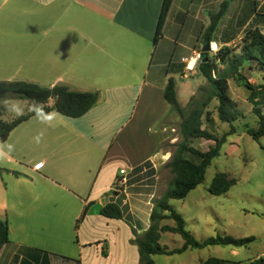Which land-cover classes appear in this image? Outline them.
<instances>
[{
	"label": "crops",
	"instance_id": "crops-1",
	"mask_svg": "<svg viewBox=\"0 0 264 264\" xmlns=\"http://www.w3.org/2000/svg\"><path fill=\"white\" fill-rule=\"evenodd\" d=\"M224 1L210 42L218 51L251 27L264 33V0H174L157 43L164 0H0V82L100 95L81 118L35 116L0 142V168L10 171L0 173V219L10 231L0 264H141L132 240L151 226L172 157L162 146L179 141L165 87L175 79L183 108L195 95L197 68L182 59L205 47ZM110 203L122 220L100 214Z\"/></svg>",
	"mask_w": 264,
	"mask_h": 264
},
{
	"label": "trees",
	"instance_id": "trees-1",
	"mask_svg": "<svg viewBox=\"0 0 264 264\" xmlns=\"http://www.w3.org/2000/svg\"><path fill=\"white\" fill-rule=\"evenodd\" d=\"M174 0H164L160 14L155 43L163 35L167 17ZM229 8V2L221 4L217 14L211 16L212 24L208 29L206 42H211L212 35L216 32L219 22L225 16ZM207 60V61H204ZM224 65L225 68H221ZM256 70L263 75L264 80V33L259 27H251L244 34L241 43L233 49H222L217 56H211V52H202V61L197 67L198 73L207 81L208 85L199 89L200 96H193L186 107H182L176 89L175 79H169L164 92L166 102L172 110L180 117L179 125L181 142L175 144L176 150L171 159L165 165L174 175L166 192L155 201L151 214V226L143 234H134L132 242L139 248L141 264H155L152 257L157 255L171 256L182 254L188 250H202L210 246L221 247H248L256 238H234L229 235H216L204 241H198L194 235L186 229V221L170 204L171 200H184L196 190L206 179V174L213 161L220 156L223 145L230 135L236 134L233 124L244 117L236 103L230 96L231 80L242 83L251 91L249 102L253 104V113L257 117V128L244 125L246 133L256 142L264 137V112L258 107L259 94L257 88L248 83L245 70ZM98 92H74L67 86L57 85L53 88L40 87L25 82H0V111L1 103L5 99L27 100L33 110L18 116L12 121L0 119V142H5L12 131L32 117L57 112L64 117L77 119L86 115L99 100ZM217 101L216 108L219 120L231 126L228 134L218 137L211 131L203 128L205 122L214 124L212 112L209 106L212 101ZM53 101V105L50 102ZM205 139L213 141L207 152H202L193 147L194 140ZM10 171L0 168V173ZM15 176L19 173L13 172ZM237 184V180L230 178L226 173H217L210 184L208 191L214 196H222ZM121 190L115 189L117 195ZM91 204L86 205L82 216L77 221V227L83 222L89 213ZM100 214L107 219L122 220L121 208L110 203L100 209ZM173 220L174 227L161 225L163 221ZM164 233L180 235L184 244L179 249L170 250L161 245V237ZM10 242V231L7 219H0V253L5 245ZM104 255H106L104 253ZM199 264H239L217 258H209ZM250 264H264V259H258Z\"/></svg>",
	"mask_w": 264,
	"mask_h": 264
},
{
	"label": "rangeland",
	"instance_id": "rangeland-1",
	"mask_svg": "<svg viewBox=\"0 0 264 264\" xmlns=\"http://www.w3.org/2000/svg\"><path fill=\"white\" fill-rule=\"evenodd\" d=\"M262 16L259 15L258 18H264ZM238 45L235 42L232 47L225 49H233ZM218 53L219 51L211 52V56L215 57ZM220 67L225 68L221 64ZM247 73H249L248 69L245 70V75L248 83L257 88L259 99L256 102L264 112L263 75L256 70L249 73V76ZM190 80L193 86L202 82L194 95L200 96L199 89L207 86V81L199 73ZM229 84L230 96L244 115L233 124L236 134L227 138L220 156L209 167L204 183L189 194L186 199L171 200L170 204L183 216L186 221V229L191 231L198 241H204L218 234L229 235L237 239L254 237L256 241L248 247L241 248L210 246L202 250L192 249L171 256L157 255L153 257L155 264H199L209 258L250 264L258 259H264V137L256 142L244 130L246 124L252 128L258 126V119L253 113L254 106L249 102L251 91L242 83L234 80H231ZM183 101L182 98L181 102L183 103ZM217 105V101L213 100L208 109L212 112L214 124L205 122L203 128L220 138L231 131V126L219 120L216 111ZM32 110L33 107L27 100L5 99L1 103L0 119L12 121ZM176 129L179 141L175 144H179L182 140L179 125L176 126ZM175 144L165 143L162 149L171 151L173 154L176 150ZM211 144L213 145L214 142L197 139L193 141L192 145L202 152H207ZM163 171L158 199L166 192L174 178L169 169L164 167ZM217 173H226L230 178L237 180V184L222 196H214L208 191ZM165 223L171 226L176 225L173 220H166ZM160 243L170 250L179 249L182 247L183 239L177 234L164 233Z\"/></svg>",
	"mask_w": 264,
	"mask_h": 264
},
{
	"label": "built area",
	"instance_id": "built-area-1",
	"mask_svg": "<svg viewBox=\"0 0 264 264\" xmlns=\"http://www.w3.org/2000/svg\"><path fill=\"white\" fill-rule=\"evenodd\" d=\"M210 48H211V52L216 53L218 51L217 47L213 43H210ZM182 61L187 64V68L189 71L194 70V68H197L199 63L202 61V50L193 51V54L190 58H184L182 59ZM42 166L43 164H38L37 166H35V169L39 170L42 168ZM123 184H124L123 179L122 180L118 179L116 181L114 188L118 189Z\"/></svg>",
	"mask_w": 264,
	"mask_h": 264
},
{
	"label": "water",
	"instance_id": "water-1",
	"mask_svg": "<svg viewBox=\"0 0 264 264\" xmlns=\"http://www.w3.org/2000/svg\"><path fill=\"white\" fill-rule=\"evenodd\" d=\"M211 51L210 44H206L205 47L202 49L203 53H209ZM207 61V60H204Z\"/></svg>",
	"mask_w": 264,
	"mask_h": 264
},
{
	"label": "clouds",
	"instance_id": "clouds-1",
	"mask_svg": "<svg viewBox=\"0 0 264 264\" xmlns=\"http://www.w3.org/2000/svg\"><path fill=\"white\" fill-rule=\"evenodd\" d=\"M37 139H39V138H37Z\"/></svg>",
	"mask_w": 264,
	"mask_h": 264
}]
</instances>
